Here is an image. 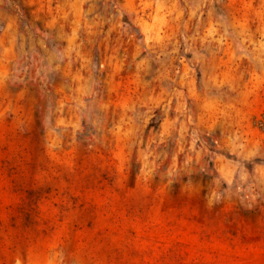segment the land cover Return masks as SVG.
I'll use <instances>...</instances> for the list:
<instances>
[{"label":"rangeland","instance_id":"374dc122","mask_svg":"<svg viewBox=\"0 0 264 264\" xmlns=\"http://www.w3.org/2000/svg\"><path fill=\"white\" fill-rule=\"evenodd\" d=\"M0 264H264V0H0Z\"/></svg>","mask_w":264,"mask_h":264}]
</instances>
